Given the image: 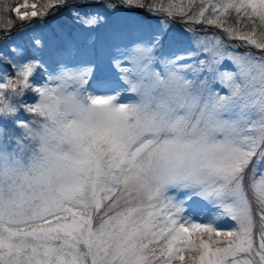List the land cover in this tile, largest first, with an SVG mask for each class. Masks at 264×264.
<instances>
[{"label": "snow or ice", "instance_id": "snow-or-ice-1", "mask_svg": "<svg viewBox=\"0 0 264 264\" xmlns=\"http://www.w3.org/2000/svg\"><path fill=\"white\" fill-rule=\"evenodd\" d=\"M66 2L0 0V40ZM120 2L156 14L161 25L184 24L167 52L169 30L111 37L126 42L112 60L123 85H90L94 65L63 60L52 75L40 37L31 38V52L14 40L0 50V63L13 69L0 71V264H264V0ZM45 73L55 87L36 82ZM125 91L136 98L122 102ZM28 92L36 102L24 101ZM38 114L67 121L70 152L36 155L30 139ZM58 172L89 177L90 199L68 195L23 215L44 175ZM194 195L230 197L236 230L187 216Z\"/></svg>", "mask_w": 264, "mask_h": 264}, {"label": "rangeland", "instance_id": "rangeland-1", "mask_svg": "<svg viewBox=\"0 0 264 264\" xmlns=\"http://www.w3.org/2000/svg\"><path fill=\"white\" fill-rule=\"evenodd\" d=\"M38 2L48 3L49 0H38ZM60 7L61 9L55 13L48 12L46 16L30 24H24L13 29L11 38L16 44L28 48L30 52L32 51L31 38H42L44 49L41 58L45 68L52 75H56L57 62L61 60L67 62L71 67L94 65L92 78L89 80L90 85L101 79L123 85V81L120 80L121 73L113 66L112 60L119 55L116 51L117 46L126 42L110 39L122 30L134 29L140 32L158 29L169 30L168 35L164 38L166 46L163 51L165 52L169 51L167 41H170L173 36L181 34L184 30V24L180 20L165 22L161 25L162 18L156 14L145 13L141 10H129L120 1L111 3L109 0H67ZM93 18L96 20L95 25L89 23ZM196 31H200L198 26ZM214 31L216 30L209 29L208 33L211 34ZM12 40L8 38L0 40V50L14 47ZM228 43L238 42L230 41ZM60 49L64 50L63 56L58 55ZM235 51L242 54L246 49L241 47ZM253 51L255 50L253 49ZM177 54L179 53L177 52ZM184 62L181 61V63ZM225 65L229 70L238 71L230 61H225ZM123 66L132 67L131 64L127 63ZM153 68L156 71L164 70L163 65L159 63L154 64ZM0 71L9 75L13 73V69L4 63H0ZM253 74H256L255 71ZM134 77L135 73H131L130 78ZM36 82L41 85L48 83L49 87L56 86L55 82L49 83L47 81V73L37 77ZM91 90L90 88L89 91ZM99 91H105V89H99ZM135 98V94L131 92L125 91L121 94L122 102H132ZM37 99L36 94L32 92H28L24 96V101L27 103H34ZM20 115L23 118L32 119L31 114L27 112L21 111ZM258 168L260 172H264V160L260 162ZM249 170H251V166ZM229 203H231V198L228 196L204 200L194 195L185 204L186 215L195 222L209 224L217 231H234L237 228V221L226 211V205Z\"/></svg>", "mask_w": 264, "mask_h": 264}, {"label": "clouds", "instance_id": "clouds-1", "mask_svg": "<svg viewBox=\"0 0 264 264\" xmlns=\"http://www.w3.org/2000/svg\"><path fill=\"white\" fill-rule=\"evenodd\" d=\"M195 115L198 111L194 110ZM189 121V124L194 122ZM67 121L61 118L38 114L36 122L32 126V136L30 143L36 155H42L45 152L65 153L70 152V146L63 142V134ZM8 151L11 152L12 148ZM32 152L25 155V161L31 164ZM92 194V181L87 176L76 177L69 173L58 172L51 175L45 174L36 189L29 194L27 200L23 203L20 211L25 216L39 214L44 210L48 203L63 200L68 195H75L77 199L88 200ZM144 190L139 191L140 196H144Z\"/></svg>", "mask_w": 264, "mask_h": 264}, {"label": "trees", "instance_id": "trees-1", "mask_svg": "<svg viewBox=\"0 0 264 264\" xmlns=\"http://www.w3.org/2000/svg\"><path fill=\"white\" fill-rule=\"evenodd\" d=\"M111 3L112 2H115V1H120V0H109ZM61 9V7H60V5L59 6H57L56 8H54V9H52V10H50L49 12H53V13H55V11H59ZM136 10H141L142 12H145L143 9H136ZM145 13H147V12H145ZM149 13V12H148ZM19 27V26H18ZM17 27V28H18Z\"/></svg>", "mask_w": 264, "mask_h": 264}]
</instances>
